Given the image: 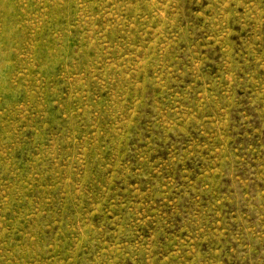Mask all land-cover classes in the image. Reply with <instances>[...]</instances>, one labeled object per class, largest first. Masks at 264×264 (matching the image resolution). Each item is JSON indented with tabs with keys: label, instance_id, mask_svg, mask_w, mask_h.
I'll return each mask as SVG.
<instances>
[{
	"label": "rangeland",
	"instance_id": "374dc122",
	"mask_svg": "<svg viewBox=\"0 0 264 264\" xmlns=\"http://www.w3.org/2000/svg\"><path fill=\"white\" fill-rule=\"evenodd\" d=\"M0 264H264V0H0Z\"/></svg>",
	"mask_w": 264,
	"mask_h": 264
}]
</instances>
